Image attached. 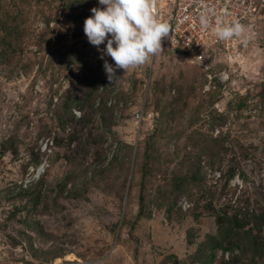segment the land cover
I'll use <instances>...</instances> for the list:
<instances>
[{
    "label": "rangeland",
    "instance_id": "rangeland-1",
    "mask_svg": "<svg viewBox=\"0 0 264 264\" xmlns=\"http://www.w3.org/2000/svg\"><path fill=\"white\" fill-rule=\"evenodd\" d=\"M93 7L0 0V264H264V10L206 63L165 41L109 81Z\"/></svg>",
    "mask_w": 264,
    "mask_h": 264
},
{
    "label": "clouds",
    "instance_id": "clouds-1",
    "mask_svg": "<svg viewBox=\"0 0 264 264\" xmlns=\"http://www.w3.org/2000/svg\"><path fill=\"white\" fill-rule=\"evenodd\" d=\"M102 7H93L92 15L84 21V33L96 46L104 61L103 68L109 81L117 76V70L126 72L149 62L162 49V39L173 31L167 21L155 13L156 0H98ZM201 16V24L207 26ZM43 27V25H41ZM216 34L227 39L239 35L243 26L234 21L231 25H218ZM106 42V43H105ZM104 44L103 49L99 48ZM105 57H110L109 63Z\"/></svg>",
    "mask_w": 264,
    "mask_h": 264
},
{
    "label": "built area",
    "instance_id": "built-area-1",
    "mask_svg": "<svg viewBox=\"0 0 264 264\" xmlns=\"http://www.w3.org/2000/svg\"><path fill=\"white\" fill-rule=\"evenodd\" d=\"M264 10V0H156L155 13L161 20L167 21L172 32L167 42L173 51H180L193 62L206 63L216 51L228 52L241 43L244 23L251 16ZM205 16L207 26L201 24ZM234 21L243 26L239 35L221 39L216 34L218 25H231Z\"/></svg>",
    "mask_w": 264,
    "mask_h": 264
},
{
    "label": "trees",
    "instance_id": "trees-1",
    "mask_svg": "<svg viewBox=\"0 0 264 264\" xmlns=\"http://www.w3.org/2000/svg\"><path fill=\"white\" fill-rule=\"evenodd\" d=\"M62 10H64V5L62 4L61 5V7H60V9H59V13L62 11ZM75 93L73 92V91H71V94L69 95L70 97H72L73 95H74ZM74 100H77L76 98H74ZM67 106H68V103L66 104ZM67 106H66V108H67ZM65 116V114L63 115V116H61L60 118V121L62 120V126H64L65 125V123L63 122V117ZM70 118H68L67 120H69ZM71 119H73V120H71L70 122L72 123L73 122V124H75L76 125V128H74L73 127V130H74V132L76 133V131H77V127L78 126H85L86 125V120H88L87 118H86V114H83V116L82 117H80V118H78V119H76V120H74V117L73 118H71ZM73 132V131H72ZM140 201H142V196L140 197ZM141 203V202H140ZM220 212L222 211V209H220L219 210ZM219 215H221V213H219ZM264 215V214H263ZM229 216H227V213H225L224 214V216H222V217H220L223 221H229V223H230V225H232V227L230 228V230L232 231L234 228H241V229H243V230H253V227H247L248 226V222L246 223V224H241L239 221H237V220H239V219H236V221L235 222H233L232 221V219L231 218H228ZM264 217V216H263ZM262 221H263V228H264V218L262 219ZM229 225V226H230ZM245 227H246V229H245ZM224 227H222L221 228V231H222V229H223ZM230 231V232H231ZM223 232V231H222ZM245 233V231H243V234ZM230 233H227V234H225L224 236L222 235V237H221V239L220 240H216L215 238H213V239H215L214 241V243L213 244H211V246H210V248L211 249H214V248H222V249H224V250H229L230 248H232L233 246H236L235 245V243H236V240H228V239H226L227 237L226 236H228ZM246 234H248V231L246 232ZM248 235H250V234H248Z\"/></svg>",
    "mask_w": 264,
    "mask_h": 264
}]
</instances>
